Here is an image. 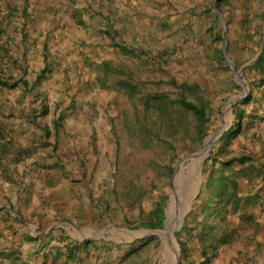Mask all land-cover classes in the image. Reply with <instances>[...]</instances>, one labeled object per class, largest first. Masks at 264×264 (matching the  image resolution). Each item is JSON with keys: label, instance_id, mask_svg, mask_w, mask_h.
<instances>
[{"label": "rangeland", "instance_id": "rangeland-1", "mask_svg": "<svg viewBox=\"0 0 264 264\" xmlns=\"http://www.w3.org/2000/svg\"><path fill=\"white\" fill-rule=\"evenodd\" d=\"M126 1L100 0L102 5H95L94 8L99 9L101 14L93 22L102 20V33L93 27L80 29L81 26H76L69 30L71 21H66V18H70L66 8L67 0H62L59 8L55 5L44 7L45 10H53L52 15L58 16L55 23L47 21L48 25H53V29H41L35 37L22 35L21 40L17 30L12 29V57L6 62L8 64L12 61L11 66L15 63L18 71L11 72V67L2 69L6 74L15 75V79L26 80L30 88L27 91L0 90V125L8 129L16 147L28 146L41 139L46 147L26 159L25 163L9 167L8 173H26L31 171V164L47 160L50 164H60V179L65 174L66 177H72L73 174L85 176L81 178L85 181L84 193L80 191L82 195L79 196V204H76L80 212L76 219H81L78 223L84 226H75L72 234L76 239L86 236L102 240L90 258L84 257L85 264H172L169 260L170 245L160 235L165 225L160 230L152 231L128 229L126 223L147 219L156 201L163 196H172L170 206L174 201L182 203L181 209H174L171 213L175 220L172 222L175 224L172 236L176 244V255L179 250L177 240L180 244L184 242L187 247H195L196 243L188 239L187 234L190 227L197 226L199 215L189 217L188 214L194 205L199 210L198 196L204 178L203 170L200 169L199 192L191 201L193 193L189 191V184L197 168V155L204 151L199 152L206 139L217 137L215 143L221 133L230 128L232 109L225 111L226 105L242 94V87L237 84L234 75V71L238 70L233 66L234 71L231 69L225 72L216 66L213 52L217 48L223 49V43L216 44L207 27L209 23H219L222 35L231 41L233 57H229L226 52L231 62L233 58L244 63L251 60L259 51L261 44H258L259 40L262 43V38L259 39L258 33L253 38H246L244 30L240 28L227 31L226 20L220 15L224 21L222 28L219 15L216 16L211 5L215 0ZM252 2L250 8L253 13L259 14L264 10V0ZM110 5L116 11L109 12ZM227 5L235 10L238 18L242 15V0H227ZM120 13L127 16L125 20L132 18V23L124 21V26H128L124 31L114 25ZM103 17H106L105 20ZM62 18L64 21H60ZM44 19L46 17L39 16L40 21ZM261 20H250L248 28L254 31L262 23ZM41 23L38 22L37 27ZM61 24L63 27L58 32ZM106 26L110 28L109 35L103 29ZM111 40L138 50L144 61L115 51L110 44ZM143 50L148 53L146 58L143 57ZM22 51L23 58L20 59ZM159 52L163 57L156 59L155 55ZM102 61L126 66L133 74V80L141 84L143 94L164 91L173 97V89L167 85L170 78L177 82H196L200 85L203 99L209 101L213 108L208 123L209 134L200 147L178 156L175 175L173 173L170 178L166 175L165 165L170 153L153 151L156 142L151 148L140 143L141 139L147 138L146 130L149 131L151 127L156 129L153 119L149 120L150 128L145 122L142 123V106L139 101L130 102L122 93L102 88L96 81V68ZM43 68L47 71V77L33 88L31 85ZM239 79L246 87L242 99L250 97V102L242 107L247 114L243 131L226 150L235 154L243 149L261 157L264 156V145L260 143L264 139V89L251 91L243 74ZM235 85L240 88L236 89ZM44 106L48 111L41 116ZM134 111H138L142 118L138 124L133 122ZM55 120L60 125L57 136L53 129ZM178 120L181 126L184 124L185 129L174 138H167L165 130L169 129H159L164 137L172 141L176 153L186 149V146H195L188 137L194 130L193 117L182 115ZM133 123L134 126L131 125ZM44 129H49L51 136L43 139ZM190 154L194 155L186 158ZM250 189L241 187V194L246 195ZM83 195H86L89 204H83ZM250 215L253 221L248 220ZM230 219L229 222L228 219L225 221L226 228L234 234L229 243L216 245L210 264H264V197L258 205L245 207ZM215 222L218 227L222 225L224 228L225 222L220 219ZM180 224V229L183 225L184 229L176 237L180 229L174 230ZM153 232H159L158 245L154 248L149 243L137 249L135 242L153 236L147 235ZM118 245L122 247L118 248ZM196 258V255L191 257L189 262H195ZM187 263L183 255L182 264Z\"/></svg>", "mask_w": 264, "mask_h": 264}, {"label": "trees", "instance_id": "trees-1", "mask_svg": "<svg viewBox=\"0 0 264 264\" xmlns=\"http://www.w3.org/2000/svg\"><path fill=\"white\" fill-rule=\"evenodd\" d=\"M252 1L255 0H242L241 7L244 11L242 12V15H239V18L237 17L235 10L227 5V0H215L211 5L214 7L213 9H215L216 16L221 15L226 20L227 31H230L233 28H240L242 31L244 30L246 38H253V36L258 33L259 39H261L263 23H259L254 31H251V29L248 28L250 20L254 18L261 20L264 16V10L259 14L253 13V10L250 8L251 3H253ZM3 26V22L0 21V36L3 33ZM207 31L216 44L224 43V41H226V52L229 57H233L230 48L231 41L229 38H224L219 23L218 25L216 23L213 25L209 23ZM110 44L115 51L143 60L142 53H138V50L130 49L124 44L122 45L115 42V40H111ZM260 44L259 40L258 45ZM1 49L2 53L5 52L4 56H6L8 48ZM142 52L144 53L143 57L146 58L145 55H148V53L144 50ZM162 55L163 54L159 52L155 57H157L156 59L160 57L162 58ZM213 60L215 61L216 66L222 71H231L229 63L224 58L222 48L214 50ZM232 62L235 70H239L244 63L238 62L235 58L232 59ZM10 63L11 62H8V67H11ZM158 65H160V63ZM12 70L14 72L18 71L15 63L13 64V67L10 68L11 72ZM96 71L98 72L96 81L102 88L120 92L127 97L130 102H134V100L139 101L142 106V123L145 122L144 124L149 126V120L153 119V124L155 125L156 130H154V127L150 128L149 126V131L146 130L147 138L141 139L140 143L147 148H151L156 142V145L152 147L153 151L163 150L170 153L167 156L168 162L165 165L167 178H170L174 173L178 156L183 152H192L196 147H200L202 141L209 134L208 123L212 118L211 112L213 111V108L209 101L203 99L200 85L196 82H177L174 78H170L167 81V85L173 89V97L164 91L143 94L141 84H137L136 81L133 80V74L126 68V66L123 67V64L102 61L96 68ZM242 74L250 85L251 91L264 89V42L259 57L253 64L244 67ZM14 77L15 75L11 73L6 74L0 64V90H29L30 87L26 80L22 78L15 79ZM46 77L47 71L43 68L36 76L35 83L31 86L35 88L36 85L40 84ZM235 88L239 89L240 87L235 85ZM248 102H250V97L239 100L233 105V117L230 128L222 133L218 140L212 145L208 157L204 161L202 169L204 178L201 184L200 196H198V201L200 202L199 210H197L196 205H194L193 209L188 214L189 217L199 215L197 217V226L190 227L187 234L189 236L188 239H192L196 245L195 247H187L184 242L180 244L177 240L180 250V264H182L183 255H185V261L188 262L187 264H210L216 250V245L229 243L231 236L234 234L232 230L226 228L227 219L229 222L231 220L230 218L241 209L245 207H254L263 200L264 156L258 157L254 152L243 149L235 154H230L226 150L227 146L231 144L232 141H236L243 131V122L246 119L247 114L242 107ZM218 109H220V106ZM47 111V108L44 106L41 116L46 115ZM134 113L133 122L138 124V122H141L142 118L138 114V111H134ZM188 114L193 117L195 123L192 135H188L189 141H193L195 146H186V149H184L185 151L182 150L179 153H176L175 146H172V141L168 139L174 138L181 130L185 129L184 124L181 126L178 118L182 115ZM31 117L35 116L32 115ZM134 123L131 125L134 126ZM142 127L144 128V126ZM161 128L169 129L165 130L168 139L159 132V129ZM53 129L54 135L57 136L60 129L59 121L55 120L53 122ZM149 134H151V136ZM6 136L7 132L5 128L0 126V163L7 157H10L12 161L17 162L20 158L31 156L34 153L33 148H24L21 150L16 148ZM44 136L46 138L50 137L51 131L49 129H44ZM260 143H263L264 145V139L262 141L260 140ZM243 186H246L247 188L251 187L246 195L241 194V187ZM253 186H256V188L253 189ZM167 201L168 197L163 196L152 206L151 211L147 215V219L126 223V227L133 230L162 229L165 220V207ZM247 218L251 221L254 219L252 215ZM218 219L223 222L226 221L224 228L222 225L218 227V224H215V221ZM198 227L200 228L198 229ZM183 229L184 225L175 236H180ZM218 230L222 231L219 232ZM87 243L88 241H85L84 246H86ZM135 243L138 245L137 249H141L149 243L155 248L159 243V239L157 236H149L142 240H138ZM121 247L122 246L118 245V248ZM195 255L197 256L195 262H189V259ZM187 257L189 258L187 259Z\"/></svg>", "mask_w": 264, "mask_h": 264}, {"label": "crops", "instance_id": "crops-1", "mask_svg": "<svg viewBox=\"0 0 264 264\" xmlns=\"http://www.w3.org/2000/svg\"><path fill=\"white\" fill-rule=\"evenodd\" d=\"M61 2L62 0H0V21L4 25L0 36L2 68L8 67L6 60L12 57L10 56L14 43L12 29L17 30L19 40L22 35L35 37L37 31L41 29L44 31L53 29V25H48L47 21L55 23L58 16L52 15L53 10H45L44 7L55 5L59 8ZM96 4L102 5V2L67 0L66 8L70 18H66V21H71L69 30L75 29L76 26H81L80 29L93 27L102 33V20L93 22L101 14L99 9L94 8ZM108 7L109 12L116 11L111 5ZM106 14L108 15V11ZM39 16L46 19L40 21ZM126 17L120 13L116 19L114 25H117L119 30L124 31L128 27L124 26V21L132 23V18L125 20ZM38 22L43 23L37 27ZM142 26H145L144 23ZM62 27L61 24L58 32ZM103 29L107 30L106 35L110 34L108 26ZM1 48H8L6 56ZM22 55L23 51L20 59L23 58ZM0 126L5 128L6 137L16 147L8 129L4 125ZM44 138L46 137L43 136ZM43 143L41 139L38 142L33 141L28 146H18L16 148L20 150L33 148L34 153L20 158L17 162L7 157L0 163V264H85L84 257L90 258L102 243L99 238L85 236L76 239L72 234L75 226H84L83 223H78L81 219H76L80 214L76 204H79L78 199L82 195L80 191L84 193L85 181L81 178L85 176L73 174L72 177H66L65 174L60 179L58 171L60 164H50L47 160L31 164V171L26 173H8L9 167L19 166L25 163L26 159L44 150L46 145ZM71 169L74 167L71 166ZM64 170L70 171L68 168ZM87 177L90 175L87 174ZM83 198V204L86 205L88 203L86 195H83ZM85 241H88L86 246Z\"/></svg>", "mask_w": 264, "mask_h": 264}, {"label": "water", "instance_id": "water-1", "mask_svg": "<svg viewBox=\"0 0 264 264\" xmlns=\"http://www.w3.org/2000/svg\"><path fill=\"white\" fill-rule=\"evenodd\" d=\"M218 17H219V22L221 23L222 28H224V27H223V26H224V21L222 20V18H221L220 15H219ZM262 23H263V30H262V43H261V46H260L259 51L255 54V56H254L251 60L245 62V63L240 67V69H239L238 71H234V68H233L234 64H233V62H231V61L227 58V56H226V51H225L226 42L224 41V43H223V55H224V58H225L226 61L229 63L231 69L234 71V75H235V77H236V82H237V84L241 85V87H242V94H240V95L237 96L236 98L232 99V101L226 105L225 111H227V112L230 111V110L232 109V106H233L236 102H238L240 99H242V98L244 97V93L246 92V87H245V85H244V82H243L242 80H240L239 77L242 75V70L244 69V67L253 64V63L256 61V59L259 57V55H260V53H261V51H262V48H263V42H264V16H263V18H262ZM223 31H224V30H223ZM221 134H222V133H221ZM216 138H217V137H209L208 139H206V140L203 142V144H202L201 150H199V152H201L202 150H205V157H204V159H203V162L201 163V170H202V168H203L204 160L208 157L209 150H210V148L212 147V145H213L214 141L216 140ZM197 153H198V152H197ZM195 154H196V153H195ZM192 155H194V154H190V155L187 156L186 158H190ZM180 163H181V162H180ZM180 163H179V164H180ZM179 164H178V165H179ZM177 167H178V166H177ZM176 170H177V168H176ZM176 170H175V172H174V175L176 174ZM173 177H174V176H173ZM173 187H174V185H173ZM198 192H199V187L197 188L196 193H198ZM194 196H195V195H194ZM192 199H193V198H192ZM192 199H191V201H192ZM168 200H169V203H167V205H166V207H165V220H164V224H163V225H165V226H166V222H167V219H168V210H169L170 203H171V201H172V196H171L170 198H168ZM191 201H190V204H191ZM190 204H189V205H190ZM184 215H185V213H183V216H184ZM182 219H183V218H182ZM180 227H181V224L178 225V227L174 230V232H175L176 230L180 229ZM152 231H155V230H152ZM147 235H153V236H158V237H159V232H153V233H150V234H147ZM177 250H178V249H177ZM179 257H180V254H179V250H178V253H177V255H176V264H179Z\"/></svg>", "mask_w": 264, "mask_h": 264}, {"label": "bare ground", "instance_id": "bare-ground-1", "mask_svg": "<svg viewBox=\"0 0 264 264\" xmlns=\"http://www.w3.org/2000/svg\"><path fill=\"white\" fill-rule=\"evenodd\" d=\"M204 157H205V150L202 153H200V154L197 155V159H196L197 160V168H196V170H194L195 172H194V174H193V176L191 178L192 180H191V182L189 184V191H190V193H193L191 195V197H190V200L196 194V191H197V188H198V185H199V181H200V178L199 177H200L201 163L203 162ZM188 177H186V178H188ZM180 204H182V203H180ZM180 204L179 203H176L174 201V203H172V205L169 207L168 221L166 223V226H165L164 231L162 233H160V235L162 237V240L165 243H167V244L170 245V254H169L170 255L169 256L170 258H169V260L171 261L170 263H172V264H174V259H175V255H176V244H175V242L173 240V236H172V231H173V228H174V225H175L172 222H174L175 220L173 221V219H172V216L173 215L172 214L174 212V209H176V210L181 209V206L182 205H180Z\"/></svg>", "mask_w": 264, "mask_h": 264}]
</instances>
